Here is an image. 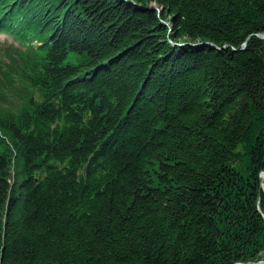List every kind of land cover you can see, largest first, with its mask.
<instances>
[{
  "label": "trees",
  "instance_id": "trees-1",
  "mask_svg": "<svg viewBox=\"0 0 264 264\" xmlns=\"http://www.w3.org/2000/svg\"><path fill=\"white\" fill-rule=\"evenodd\" d=\"M0 33V264L264 261V0H0Z\"/></svg>",
  "mask_w": 264,
  "mask_h": 264
},
{
  "label": "rangeland",
  "instance_id": "rangeland-1",
  "mask_svg": "<svg viewBox=\"0 0 264 264\" xmlns=\"http://www.w3.org/2000/svg\"><path fill=\"white\" fill-rule=\"evenodd\" d=\"M4 41L12 42V38H8L6 35H0V43H3Z\"/></svg>",
  "mask_w": 264,
  "mask_h": 264
},
{
  "label": "water",
  "instance_id": "water-1",
  "mask_svg": "<svg viewBox=\"0 0 264 264\" xmlns=\"http://www.w3.org/2000/svg\"><path fill=\"white\" fill-rule=\"evenodd\" d=\"M158 10L160 11L161 9H158ZM259 37L264 39V35H259ZM244 46H246V44ZM256 264H264V261L258 262Z\"/></svg>",
  "mask_w": 264,
  "mask_h": 264
},
{
  "label": "bare ground",
  "instance_id": "bare-ground-1",
  "mask_svg": "<svg viewBox=\"0 0 264 264\" xmlns=\"http://www.w3.org/2000/svg\"><path fill=\"white\" fill-rule=\"evenodd\" d=\"M262 178H263V180H264V174L262 175Z\"/></svg>",
  "mask_w": 264,
  "mask_h": 264
}]
</instances>
